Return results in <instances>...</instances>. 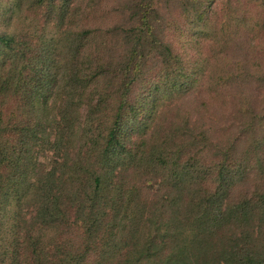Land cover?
<instances>
[{
    "label": "trees",
    "instance_id": "trees-1",
    "mask_svg": "<svg viewBox=\"0 0 264 264\" xmlns=\"http://www.w3.org/2000/svg\"><path fill=\"white\" fill-rule=\"evenodd\" d=\"M105 1L9 7L61 39L0 32V264H264V116L167 112L204 75L174 29L214 0Z\"/></svg>",
    "mask_w": 264,
    "mask_h": 264
},
{
    "label": "rangeland",
    "instance_id": "rangeland-1",
    "mask_svg": "<svg viewBox=\"0 0 264 264\" xmlns=\"http://www.w3.org/2000/svg\"><path fill=\"white\" fill-rule=\"evenodd\" d=\"M16 1L0 0V32L5 30L17 36H32L34 40L44 36H47V41L61 39L58 29L52 23H43L41 11L28 9L30 4L22 11L17 5L13 6L17 8L15 12L9 9L11 2L15 4ZM117 1L120 3L123 0ZM117 1L104 2L98 18H102L105 24L113 21L107 15ZM212 8L209 22L198 25L193 21L187 25L186 30L179 26L174 29L177 46L198 61L204 75L195 83L199 85L197 91L177 105H171V111L167 112H190L195 118L201 113L212 123L225 128L231 126L233 118L242 119L240 112L248 113L252 106H256L260 117L264 116V0H214ZM209 34L213 37L208 41L206 37ZM2 57L1 51L0 60ZM219 73L225 76L223 81L231 79L232 74L238 79L227 88L218 89ZM175 99V95L165 97V93H159L157 101L149 106L147 114L151 117H141L136 123L138 131L135 134L149 130L157 113H160L164 105L175 102ZM253 118L259 119L258 116ZM141 124H145L147 129H139ZM133 126L132 122L128 124L129 128ZM232 134L227 132L221 137L227 140ZM18 210L15 207V211H12L15 213L11 214H16Z\"/></svg>",
    "mask_w": 264,
    "mask_h": 264
}]
</instances>
